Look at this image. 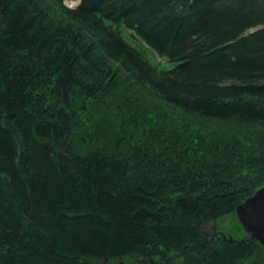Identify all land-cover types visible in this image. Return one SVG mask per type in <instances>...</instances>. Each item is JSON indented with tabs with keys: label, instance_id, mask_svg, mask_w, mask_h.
I'll return each mask as SVG.
<instances>
[{
	"label": "trees",
	"instance_id": "1",
	"mask_svg": "<svg viewBox=\"0 0 264 264\" xmlns=\"http://www.w3.org/2000/svg\"><path fill=\"white\" fill-rule=\"evenodd\" d=\"M79 1L0 0V264H264V0Z\"/></svg>",
	"mask_w": 264,
	"mask_h": 264
},
{
	"label": "rangeland",
	"instance_id": "2",
	"mask_svg": "<svg viewBox=\"0 0 264 264\" xmlns=\"http://www.w3.org/2000/svg\"><path fill=\"white\" fill-rule=\"evenodd\" d=\"M69 1V2H68ZM65 0V3L70 6V7H74L76 5L75 2L72 3L71 0ZM256 29H258V27H254L252 29L249 30V32H253ZM122 36L125 39V41L130 44L132 47H135L137 50H140L143 54V56L146 58V60L151 63L154 66H157L158 69H171L174 66V63L171 62H166L165 58H160L158 56L154 55V52L151 49H145L142 47V45H140L139 40L134 39L131 35L126 36L124 31L122 32ZM159 63V64H158ZM158 111L160 112H164L166 114V116H170V114L164 110L158 107ZM171 113H173L176 117V110H170ZM180 114V113H178ZM189 118L186 117V119L184 121H188ZM178 120H175V125L178 124ZM197 124V125H196ZM193 125L194 128H200V129H206V130H222V132H224V130H227V132L229 134H234V132L236 133L237 128H232V127H226L225 124H210V123H196ZM192 124L190 122H187V126L190 127ZM258 131V130H257ZM256 130H252V131H248L247 132H257ZM263 131V130H262ZM259 132V131H258ZM260 133V132H259ZM219 225L222 227H219L220 231L223 232H227V230H234V232H232V234L239 238L242 235V230L239 229V225L238 223L233 219H231V217H226L224 219H222L219 222ZM244 232V231H243Z\"/></svg>",
	"mask_w": 264,
	"mask_h": 264
},
{
	"label": "water",
	"instance_id": "3",
	"mask_svg": "<svg viewBox=\"0 0 264 264\" xmlns=\"http://www.w3.org/2000/svg\"><path fill=\"white\" fill-rule=\"evenodd\" d=\"M235 215L243 230L264 247V186L239 204L235 209ZM228 241L232 242V238ZM103 262L106 264L107 259ZM112 264H123V262Z\"/></svg>",
	"mask_w": 264,
	"mask_h": 264
},
{
	"label": "bare ground",
	"instance_id": "4",
	"mask_svg": "<svg viewBox=\"0 0 264 264\" xmlns=\"http://www.w3.org/2000/svg\"><path fill=\"white\" fill-rule=\"evenodd\" d=\"M68 1V0H67ZM69 2V1H68ZM72 3H73V1H72ZM165 70V69H164ZM220 227H222V226H220ZM227 233V232H226ZM216 236V235H215Z\"/></svg>",
	"mask_w": 264,
	"mask_h": 264
}]
</instances>
